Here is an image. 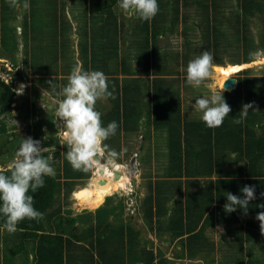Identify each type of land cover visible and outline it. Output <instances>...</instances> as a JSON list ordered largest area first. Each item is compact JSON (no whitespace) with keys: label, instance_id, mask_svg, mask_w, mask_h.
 I'll return each instance as SVG.
<instances>
[{"label":"trees","instance_id":"1","mask_svg":"<svg viewBox=\"0 0 264 264\" xmlns=\"http://www.w3.org/2000/svg\"><path fill=\"white\" fill-rule=\"evenodd\" d=\"M7 1L0 4V38L8 50L16 52L19 41L17 39L16 42L10 43L11 33L16 28L7 25L9 20L5 17ZM119 2V0H97L92 5L93 11L96 10L104 21L100 24L101 31H108V26L114 25L111 17L112 7L114 5L116 7ZM197 3L199 6L203 5L202 0H197ZM241 6L242 13L230 12L225 19L226 25L230 26L228 30L223 29L222 24L211 26L213 42L207 35L210 34V26L204 22L207 18L198 19L196 28L202 32L206 50L213 54L214 63H224V52L230 53L229 62L241 63L250 62L253 51H264V34L260 36V42L255 44L249 30L250 20L256 17L261 20V29L264 30V0L258 2L243 0ZM255 6L257 11L254 10ZM175 10V13L163 14L161 20H158L159 15L151 21H141L137 18L134 34L139 32L140 35L136 42L133 41L131 47L136 49L137 56L142 58V63L144 60L143 67L146 71L149 72L152 67L157 75L150 80L152 83L143 81L140 84L130 81L129 84H134L133 88L125 86L120 90L118 80L113 83L114 87L109 86L110 91L115 90V99L111 98L112 107L108 108L107 114L102 112L100 106L97 110L102 112L105 125L115 120L119 127L116 135L105 143L117 152L126 148L124 154H129L132 148L128 135L137 134L141 130L144 135L142 145L144 148L146 145V151L139 154L140 160L150 165L154 155L157 161L159 159L165 163L164 166L162 165L165 168L164 176L169 179L156 178V174L151 170L145 174L148 192L140 201L139 198L137 199L138 211L149 230L156 227L162 237L168 236L165 239L169 240L172 246H180L176 254L178 259L191 260L200 256L205 263L215 264V255L224 250L229 255H233V258L238 257L237 264H244L245 243L258 246L264 253V235L260 232L259 222L243 225L238 216L243 211L237 208L232 213H225L223 205L226 202V192L243 197L241 187L246 184L255 185L256 199L250 202L247 213L256 215L264 211V208L257 207L259 204H264V196L260 195L264 192V111L258 113L250 109L243 123L232 122L233 119L239 118L243 104L254 103L262 96L264 98V76L249 73L250 68L247 67L238 70L235 76L237 80L235 88L223 92L232 111L221 127L214 129L206 127L200 117H193L187 105L183 104L179 91L173 89L174 79L163 76V74H171L167 65L168 59L171 60L172 57L179 60L180 56L179 51L172 54L167 47L168 50L166 48L159 50L157 44L161 35L167 36L168 32L177 26L179 17L177 8ZM159 12H161L160 8ZM113 18L117 25V16ZM23 35L27 44L26 30ZM230 36L231 41L227 40ZM100 47V55L105 58L106 63H100L95 70L105 71L113 60L115 66L121 64L118 47H114L113 44L109 48L105 44ZM192 51L199 56L200 51L197 47ZM26 52H28V44ZM190 52V49L184 52L185 59L189 58ZM107 54L111 55L110 59L106 58ZM113 55H116L115 59L112 58ZM187 63L183 62L182 66L186 68ZM3 64L0 65V163L6 164L2 157L12 155L11 147L16 141V129L19 128L18 124L16 128L12 121L13 109H21L23 103L18 104L15 91L18 75L21 74L17 69L18 65L12 63L16 74L10 75L14 70L10 71ZM34 64L31 65L33 69L37 66ZM35 70L42 74L40 78L42 81L43 78H47L39 68L36 67ZM5 79L10 80L8 84H4ZM58 79H53V85L54 82L59 85L60 81L61 86L67 83V80ZM24 99L28 105V96ZM104 107L106 108V105ZM26 113L29 115L28 112ZM141 119H144L143 122ZM51 122L54 123V119ZM42 123L36 125L37 131L42 129ZM122 135L125 136L123 141ZM159 139H164V145L169 149L167 161L159 156L160 147L157 143ZM57 153L59 155V151ZM232 153L235 155L233 156ZM233 161L238 162L239 165L231 168ZM53 166L57 173L56 177L54 179L46 177L45 187L38 189L36 193H31L35 199L34 206L44 214L43 219L40 221L25 219L18 224L17 227L23 229L14 233L18 238L11 236L12 239L5 242L8 245V257H15L25 252L29 258L27 253L31 248L36 252V264H167L166 259L155 260L161 255V250L154 251V248H147V243H143L144 240L137 228L125 225L122 221L117 224L118 220L109 221V218L101 215V210H109L111 216L116 210L115 205L109 208L107 203L97 210V220L100 222L96 225L87 223L83 234L87 236H83L82 240L79 239L81 235L67 234V226L75 228L77 218L70 215V212L63 213L60 192L66 188V195H69L76 181L89 177L90 174L72 172L66 153L64 160L58 161ZM171 177L174 179H170ZM89 215L91 216V213ZM64 222L66 229L60 227L64 226ZM3 223L4 220L0 217V233L4 231ZM217 225L223 226L221 240L231 238L224 241V245L219 242L221 240L215 242L205 233L208 226L213 228ZM58 227L60 228L57 229ZM229 242H233L234 245ZM250 252L248 251L249 254ZM229 255L224 252L227 259ZM248 264H255V261H249Z\"/></svg>","mask_w":264,"mask_h":264},{"label":"crops","instance_id":"2","mask_svg":"<svg viewBox=\"0 0 264 264\" xmlns=\"http://www.w3.org/2000/svg\"><path fill=\"white\" fill-rule=\"evenodd\" d=\"M4 1L5 0H0V4ZM95 1L96 0H28L30 4V10L28 11H25L22 8H11L9 7L7 1V14L5 15V17L9 18L7 25H12L16 28L11 33L10 43L16 42L17 39L19 43L18 51L12 52L11 50H8L6 45H4V41L2 40V38H0V59L4 58L6 62L3 63L5 65L7 63H10L11 66L12 63L18 65L17 69L21 72V74L19 75V77L21 78L19 80L22 82L26 79H29L27 75H29L30 77H35L33 75H36L37 79L41 80L40 78L42 74L37 73V70L35 71L33 69L32 63H35L34 65H37L36 60H40L38 59V57H44V61L47 62L42 63L41 66H58L56 72L53 69V71H51L50 73H43V75L47 77L43 78V81H52L53 83V79L55 78H59L58 80H67L66 78L70 73V70L77 62H81L86 70H95V67L100 63L105 64V58L101 56L99 52L101 48L100 45L105 44V46L108 45L109 48V46L113 44L114 47H118V58L121 59V64L119 66H115L113 60V62L109 64V67H107L105 71H103L108 77L109 86H112L113 83H116V80H118L120 90H122L123 88H125V86L130 88L134 87V84H129L130 81H135V83L141 84V82L143 81L145 82L154 79V77L157 75L154 73V69L151 67L150 71L147 72L145 67H143L144 60L142 63V58L140 56H137L136 49L131 47V45L136 42L138 35H140L139 32L134 34L137 22L136 20H138L137 17H133L134 15L125 13L120 7L116 8L114 5L112 7V15L117 16V25L115 24V19L113 18V16H111L110 13L109 17H112V22L114 23V25H109L108 31H101L100 24L103 22V19H101L100 14L93 11L92 5H94ZM251 1L258 2V0ZM157 2L159 4L160 11L162 12H159L157 14L160 16L158 20H161L163 14L168 15L171 12L175 13L176 8L178 10L179 22L176 24L177 26L173 28L174 30L169 31L167 36L161 35L159 37V42H157L159 50H163L167 47L172 54H175L177 51H179V55L182 54V56H179V60L172 59V57L171 60L168 59L167 65L171 70V74H163V76L167 77L168 79H174L172 83L173 89L178 90L179 88H177L176 83L178 82V80L185 79L180 77V75L183 77L184 74H180L183 70L182 66H179L178 64L180 63L182 65L183 62L187 63L188 59L191 60L195 58L197 54L195 55L192 51L195 47H197V49L199 50L201 48L206 50L205 40L202 38V32L199 31L198 28H196L198 19L202 17L204 19L207 18L206 20H204V22L210 26V34L207 35L212 41L213 34H211V26H221L222 24V27L224 29V27H226L225 19L229 16L230 12H237L238 14L242 13L241 5L243 0H202V6H199L197 0H157ZM88 7L89 13H86ZM251 7L253 8L252 4ZM256 9L257 6L254 7L255 11H257ZM14 12L16 13V16L13 15ZM255 15L257 16L258 14ZM191 27H193L196 31H190ZM25 30L27 31L26 42L28 44V52H26L27 44L24 41L23 35ZM189 49L191 50V52L188 55L189 58H186V60L185 55L183 56V54ZM110 56L111 55L107 54L106 58L108 59ZM112 58L115 59L116 55H113ZM247 63L249 62L231 63L228 61L226 63L218 65H245ZM25 67L27 68V71L25 70ZM150 82L152 83V81ZM112 87H114V85ZM59 90L60 88H56V91L52 93L49 92L48 88L44 92L47 94L44 95L51 97L55 101L56 99L60 98L58 95ZM35 92H39V89L36 86ZM111 100V98L101 100L102 105L99 106L101 107L103 113L105 112V114H107L109 112L108 108L112 107ZM53 104H51V107H53ZM103 104L106 105V108L103 106ZM17 110H19L20 112V110L22 109ZM122 112L123 109L121 113ZM53 119H55V122H51L49 125L53 126L55 130L52 131L49 135V138L46 139L43 138L41 132L35 129V126L38 124L37 121L35 122V125L28 128V132L23 131L26 129V126L22 127L17 123L19 126L17 130L20 132L16 133V141L13 144L11 153L18 147L17 144H19L20 141V134H27L34 139L39 138V140H41V142L43 143L42 146L51 148L55 146V152L53 153V155L58 154L57 152L59 151V155L62 154L61 159L64 160V155L67 152V148L66 146H63V148H61L60 141L59 144L56 142L58 139V128L56 126L58 123V119L55 117ZM141 120L143 122L144 119ZM42 127H48V123H42ZM124 137V135L121 136L122 141L124 140ZM128 137L135 138V142L138 148V150H136V152L134 153H131L130 150L129 154H133V158H135V160H140V158L138 157L139 154L146 151V145L145 148L142 145L144 140L143 133H141L140 130L137 134H129ZM44 142L47 144H45ZM157 143L160 147L161 143L164 144V139H159ZM164 146V150L160 147L159 156L163 160L167 161V152H169V149L168 147H166V145ZM47 154L48 153H46V155ZM232 155H235V153H232ZM13 157L14 155H10L9 157H7V159H12ZM152 158L153 160L157 159L154 155ZM234 163H236V161L231 162V164ZM233 167L234 166H231V168ZM164 171V167L158 171L156 170L154 172L156 174V178L163 180L169 179L164 176ZM64 172L65 171L63 170L62 173ZM144 178L146 179V176H144ZM170 179L174 178L171 177ZM77 190L78 189H73L69 193L75 194L76 196ZM66 191L67 189L63 188L60 192V199L62 198L61 202L63 203L62 208L64 214L70 212V209H68V196L66 195ZM108 197L110 196H106V198L103 200L104 203L101 205L104 206L108 202V206L110 208L115 204L112 199ZM137 199L138 197H136V203ZM140 200L141 199H139V201ZM170 204L172 206L171 202ZM138 205L139 204L137 203V206ZM100 207L94 210L96 220L98 219L96 212ZM118 210L119 209L116 208V211ZM112 216L113 215L109 217V221H111L110 219H113ZM140 217L144 221V218L141 214ZM249 223L253 222L246 221L245 223H243V225H247ZM254 224H256V222ZM210 228L211 227L208 226L205 230V233L208 237L210 234ZM11 236L13 238H18L16 234H8L5 230L0 233V256H2L0 257V264L3 263L2 259L9 255L6 253V251L8 250V245L5 242L9 239H12L10 238ZM86 236L87 235H84V237ZM173 247H175L177 251L180 248V246L178 245H174ZM29 250L32 249L30 248ZM33 252L34 254H36L35 251Z\"/></svg>","mask_w":264,"mask_h":264},{"label":"clouds","instance_id":"3","mask_svg":"<svg viewBox=\"0 0 264 264\" xmlns=\"http://www.w3.org/2000/svg\"><path fill=\"white\" fill-rule=\"evenodd\" d=\"M8 5L11 8L30 10L28 0H8ZM119 7L141 21H151L159 12L157 0H120ZM254 55V64L264 62V53L258 51ZM215 69L213 54L209 50L203 51L188 61L185 69L186 82L198 88L205 81L216 79ZM229 76L235 77V74ZM229 76L218 84H209L210 95L195 98L194 107L201 113L200 119L208 128L221 127L232 111L223 95L225 80ZM66 79L67 83L61 86L58 93L60 98L54 101V115L58 118L57 132L61 144L67 148L66 159L72 169L85 174L94 172L95 176L103 173L110 176L112 169H123L125 165L117 161L127 149L117 152L105 143L116 135L119 125L115 120L105 125L102 112L96 108L99 100L115 99V90H109L107 75L100 70H86L81 62H77ZM3 81L8 84L10 80ZM24 88L25 85L20 84L15 91L21 95ZM250 109H255L252 102L243 104L239 118L232 122L243 123ZM13 123L17 128V122L14 120ZM54 152L55 148L42 146L41 140L31 136L21 137L14 157L7 164H0V217L4 220L2 227L8 234L23 231L17 226L25 219H43L44 214L34 206L35 199L31 193L45 187L46 177H56ZM97 187L99 185L92 180L87 190L94 191ZM115 191V187L106 190L101 196V202L104 196H111ZM240 191L243 197L226 192V202L223 205L225 213H232L239 208L247 214L250 202L256 199L255 185L246 184ZM260 195L264 196V192ZM257 207L264 208V204ZM255 218L259 221L261 234L264 235V211L258 212Z\"/></svg>","mask_w":264,"mask_h":264},{"label":"rangeland","instance_id":"4","mask_svg":"<svg viewBox=\"0 0 264 264\" xmlns=\"http://www.w3.org/2000/svg\"><path fill=\"white\" fill-rule=\"evenodd\" d=\"M116 8H119V4L116 5ZM94 12H96V10H94ZM86 13H89V7L87 8ZM15 14L16 13L14 12L13 15L16 16ZM133 17H135V15ZM103 23H104V21H103ZM103 23H101V24H103ZM229 27L230 26L227 24L226 27H224V29L228 30ZM261 28H262L261 20L258 17L250 20L249 30L251 32V35L253 37L255 44H258V42H260V36L264 34V30H262ZM190 31H196V30L193 27H191ZM261 32H262V34H261ZM227 40L231 41L232 37L230 36ZM199 51H200L199 52V55H200L201 52L205 51V49L203 50L201 48ZM257 52L258 51H256V52L253 51L251 53L252 60L249 63L245 64V67L250 68L249 73H251L255 76H264V62H257L256 64L253 63V61L255 60L254 54ZM259 52L263 53L264 51L259 50ZM180 56H182V54H180ZM38 59H40V60H36L37 66H35L34 70L37 67L40 69V71L50 73L51 71H53V69L56 70L58 67V66H55V67L41 66L42 63H46L47 61H44L45 60L44 57H38ZM230 59H231L230 53L224 52L223 53L224 63L231 61ZM3 62H6L4 60V58L0 59V65H2ZM178 65L182 66L180 63ZM215 65H218V64L215 63ZM231 65H235V64H231ZM239 65L241 66L243 64H239ZM6 66L10 71L14 70V71L10 72V75L16 74V72H15L16 69H14L10 65V63H7ZM245 67H243V68H245ZM185 69L186 68L184 66H182L183 71H182V73H180V74H184L183 77L181 75H180V77L185 78V79L178 80L176 85H177V88H179L178 91H179L180 96L183 100V104L185 106L187 105V109H189L191 115L193 117H200L201 113H199L194 107L195 98L200 97V96L210 95V90L208 88V85L213 84V83H216V84L219 83L217 81V71L219 69L218 70L215 69L216 79L205 81L198 88L193 87L192 85H189L186 82ZM241 69L234 70L232 72V74H235V76H236L238 70H241ZM25 70L27 71L26 67H25ZM27 76L29 79H26V80L21 82L19 80L20 78H18V80L16 81V87L17 88L19 87L20 84H24L25 88H24L23 93L21 95H18V94L16 95L18 104L23 103V106H22V108H21L22 110H20V112L17 109H13V113H15V115L13 114L12 121L14 122V120H15L22 127L26 126V129L23 130L25 132H28L29 131L28 128L35 125L36 121L38 124H40L42 122L48 123V127H45V128L42 127V129H39V132L42 133L43 138L46 139V138H49L50 133L55 130L53 128V126L49 125L51 123L52 119L55 117V115L52 114V113H54V104H53L54 100L51 97L44 95V94H47L44 92H45V90H47L49 88V92L53 93L54 91H56V88L57 89L61 88V85H60L61 83H59V85H56V83L54 82L55 87H53L52 81L51 82L50 81L44 82L42 80H38L36 75H33L35 77H30L29 75H27ZM35 86L39 89V92H35ZM25 96H28V99H27L28 105L24 101ZM29 97H30V99H29ZM51 104H53V107H51ZM99 105L100 106L102 105L101 100L97 101L96 108L99 107ZM49 106H50V108H49ZM103 106H105V105L103 104ZM253 107L255 108L254 110L257 111L258 113L263 112L264 111L263 97L262 98L259 97V99L253 103ZM26 112H28L29 115H27ZM26 116H27V118H26ZM54 121H55V119H54ZM17 132H20V131L17 130L16 133ZM57 136H58V139L56 142L59 144V141H60V147L63 148L59 134ZM21 137H28V135L27 134H20V139H21ZM134 137H136V136H134ZM37 139L39 140V138H37ZM41 144H43V143L41 142ZM129 144L131 145V148H132V149L130 148L132 150L131 153L132 152L134 153V152H136V150H138L136 142H135V138H130ZM12 147H11V151H12ZM44 147H47V146H44ZM160 147H161V149H163L165 146L163 143H161ZM49 148H51V147H49ZM52 148H55V146ZM15 151L12 152L13 153L12 155H14ZM129 153H130V150H129ZM133 156H134L133 154L132 155L123 154L122 158L117 161L118 163L125 165V167L123 169L119 170V172L122 173L126 179L124 181L125 187L118 188L117 191H115L113 193V195L110 196V198L114 202L116 208L119 209L118 211H116V210L113 211V214H112L113 219H110V220H114V222H116L118 220L116 222L117 224H119L122 221L125 225H132L135 228H137L140 231L141 236L144 240L143 243H147V248H154V251L155 250L156 251L161 250V252H160L161 255H159V257H157L155 259L156 261L158 259L159 260L166 259L165 262L167 261V264H207V263H205L204 259L200 256L195 257L194 259H191V260H187L185 258L184 259H180V258L178 259L176 256V254H178L177 249L170 244L169 240L165 239V238H168V236H165V238H164V237H162L161 233L157 230L156 227L152 230H149V228H147L144 225V221L140 217V214L138 211V206L136 203V197L141 199L148 192L147 191V184H146L147 179L144 178L145 174L147 172H149L150 170L153 171V173H154L156 170L158 171V170L162 169L163 166L165 165V163H162L161 160L159 161V159L157 161V159L153 160V158H152V162L150 163V165H146L141 160H138V159L134 160ZM54 157H55L54 162H53L54 165L58 161H62V159H61L62 154H60V155L54 154ZM2 159H5L6 164L11 160V158L7 159V157H2ZM227 165H228V163H227ZM227 165H225V166H227ZM237 165H239L238 162L231 164L230 166L235 167ZM113 170L114 169L111 170L112 171L111 176L113 177L114 183H116L119 181L120 178L118 180L114 179L115 175H114ZM141 171H142V173H141ZM72 172H75V171L73 170ZM89 174H90L89 177H86L83 179L80 178L79 180H77L74 189H79L80 187H88L90 181L96 179L97 176H95L94 172L89 173ZM124 176H122V177H124ZM117 186H119V185H117ZM67 196H68V199H67L68 209H70L71 215L77 218V221H76L75 228H70L69 226H67L66 233L67 234H77L78 236L81 235V237L79 236V239L82 240V237L84 236L83 234L85 233L84 231L87 228L86 226L88 224L89 225L90 224L96 225L97 222H100L99 220L95 219L94 210L97 209L98 207L102 206L101 204H103L104 201L100 202V204H98L97 206H94L90 202L91 199H89L87 201L85 200L84 202H82L78 198V196H75L72 193H70ZM105 198H106V196L104 197V199ZM121 212H122V214H121ZM90 213H91V216L89 215ZM101 215L108 219L110 216V212H109V210H101ZM238 216H239L242 224L245 223L246 221L247 222L250 221L253 223L258 222V220L255 218L256 215H250L249 213H247L245 215L243 212V213L239 214ZM65 223L66 222H64V226H60V227H62V229H66ZM60 227H58L57 229H59ZM209 233H210L209 238L213 239L215 242H217V241L221 240V235L223 233V226L218 225L212 229L210 228ZM227 239H230V237H227ZM227 239L224 238L223 240H221L219 242H221L222 245H224L223 242L227 241ZM230 244H233V242ZM245 247H246L245 248L246 254L243 257V259L245 261L244 264H246V262L248 264L249 261H255V264H264V253L262 252V250L258 246H255L254 244H246L245 243ZM251 247H253V248H251ZM248 251L249 252L251 251L250 254L248 253ZM224 252H226L229 255V253L227 251L222 250V252L215 255V259H216L215 264H235L236 261L238 260V257L233 258V255H229L230 258L228 257V259H227V257L224 256ZM6 253H7V251H6ZM27 254H28L29 258H27L25 252L21 253V255H16L15 257H8L9 256L8 255L7 257L2 259L3 263H1V264H36L37 259L35 257L34 252L32 250H29V253H27ZM238 254H241V253H238ZM0 257H2V256H0ZM240 261L241 260H239V263H240Z\"/></svg>","mask_w":264,"mask_h":264},{"label":"bare ground","instance_id":"5","mask_svg":"<svg viewBox=\"0 0 264 264\" xmlns=\"http://www.w3.org/2000/svg\"><path fill=\"white\" fill-rule=\"evenodd\" d=\"M245 67V65H239V64H235V65H231V64H227V65H216V70L217 71V81H221L223 80L225 77L229 76L230 74H232V72L234 70L237 69H241ZM230 77V76H229ZM115 175V174H114ZM123 175L120 174V179L118 182L114 183L113 181V177L110 175H108L107 173H103L101 176H97L95 181L96 183L99 185V187L95 188L94 191H88V187H80L77 191H76V196H78V198L84 202L85 200H90V202L94 205L97 206L98 204H100L101 202V196L102 194L108 190L109 188L115 187L116 189L118 188H123L125 187V176L122 177ZM105 180V183H101L102 180ZM115 179V180H118ZM119 185V186H117ZM105 197V196H104ZM103 197V200H104ZM90 206V205H89Z\"/></svg>","mask_w":264,"mask_h":264},{"label":"water","instance_id":"6","mask_svg":"<svg viewBox=\"0 0 264 264\" xmlns=\"http://www.w3.org/2000/svg\"><path fill=\"white\" fill-rule=\"evenodd\" d=\"M19 78H21V77H19ZM236 82H237L236 77H232V76L228 77V79L225 80V90L230 91V90L234 89L236 86ZM133 159L135 160V158H133ZM113 172L115 174L114 179L120 178L119 176L122 173H120L119 171H116V170H113ZM101 183H105V180L103 179L101 181Z\"/></svg>","mask_w":264,"mask_h":264}]
</instances>
